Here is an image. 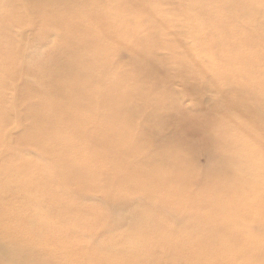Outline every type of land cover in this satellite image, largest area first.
Returning <instances> with one entry per match:
<instances>
[{
    "label": "clouds",
    "instance_id": "1",
    "mask_svg": "<svg viewBox=\"0 0 264 264\" xmlns=\"http://www.w3.org/2000/svg\"><path fill=\"white\" fill-rule=\"evenodd\" d=\"M0 264H264V0H0Z\"/></svg>",
    "mask_w": 264,
    "mask_h": 264
}]
</instances>
